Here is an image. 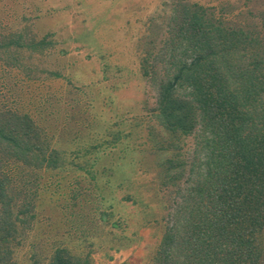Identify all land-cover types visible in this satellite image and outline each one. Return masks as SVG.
<instances>
[{
  "label": "rangeland",
  "instance_id": "rangeland-1",
  "mask_svg": "<svg viewBox=\"0 0 264 264\" xmlns=\"http://www.w3.org/2000/svg\"><path fill=\"white\" fill-rule=\"evenodd\" d=\"M181 3L264 38V0H0V35H52L47 57L28 62L62 74L29 77L0 56V121L27 115L65 153L33 173L35 221L16 264H52L62 246L93 264H153L184 217L199 129L176 136L156 116L163 44Z\"/></svg>",
  "mask_w": 264,
  "mask_h": 264
},
{
  "label": "trees",
  "instance_id": "trees-1",
  "mask_svg": "<svg viewBox=\"0 0 264 264\" xmlns=\"http://www.w3.org/2000/svg\"><path fill=\"white\" fill-rule=\"evenodd\" d=\"M206 11L176 5L163 44L168 66L156 116L176 136L199 133L184 217L167 230L153 264H264V38L221 28ZM51 36L0 35V56L29 77L60 78L32 65L49 54ZM39 131L27 115L0 121V264H16L35 221V169L65 159ZM90 255L62 246L52 264H93Z\"/></svg>",
  "mask_w": 264,
  "mask_h": 264
}]
</instances>
